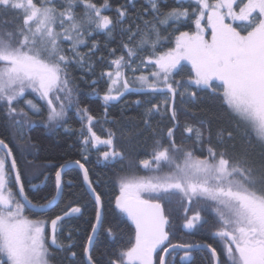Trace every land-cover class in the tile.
Returning <instances> with one entry per match:
<instances>
[{
	"label": "snow or ice",
	"instance_id": "1",
	"mask_svg": "<svg viewBox=\"0 0 264 264\" xmlns=\"http://www.w3.org/2000/svg\"><path fill=\"white\" fill-rule=\"evenodd\" d=\"M177 2L183 3V0ZM236 2L237 0H216L215 3H210V0H190L191 11L189 8L173 7L161 13L157 0H149L151 11L155 15L152 21L144 22L145 32L138 48L124 45L130 62L135 61L138 51L151 48V52L140 63L145 70L151 67L153 71L137 78L142 86L140 90L171 94L174 101L182 81L173 80L172 77L177 74L181 62L187 61L194 74L190 76L188 83L198 89L215 91L216 86L222 88L224 105L238 123L244 126L250 139L239 149L233 145L232 154L229 155L227 150L218 152L209 137L207 155L201 158L194 154L196 149L177 144L174 129L169 128L166 136H162L154 144L153 162L156 168L153 171L159 172L164 166L169 170L147 179L122 176L119 180L120 195L116 197V207L135 225V243L114 259H108L106 264H153V254L168 240L165 230L168 218L164 214L163 203L170 202L175 196L180 197L185 213L191 210L194 200L214 205L220 224L216 235L226 239V254L231 264H264V0H247L246 3L241 0L242 6L238 13L234 10ZM54 3L55 0H0V15H12V20L5 18L0 21V109L6 107V119L12 121V127L18 130L21 138L23 123L17 117L27 116V113L23 109L18 112L15 105L24 97L26 90L39 92L47 101L49 123L63 119L65 106L62 97L57 94L54 100L52 94L64 93L70 99L72 90L66 69L74 62L79 46L84 43L81 37L86 33L92 34L88 29L110 31L115 23L109 16L102 15V8L107 7V0L99 7L93 0H65L59 11L56 7L49 6ZM80 5L84 12L82 16H77L75 8ZM117 12L118 18L126 16L125 10L121 8ZM190 15L195 17L196 31L180 32L175 47L160 52L159 25H167L169 22L179 24ZM205 17L207 27L211 29L210 40L206 38L205 27L202 25ZM226 18L247 21L246 34L226 23ZM9 24L12 27L6 30L4 26ZM126 31L131 33L129 43L137 35H141L139 27L135 32L131 28ZM63 43H69L71 47L64 49L61 47ZM69 52L73 54L72 59L69 58ZM123 67H130V63L125 65V56L121 55L111 61L110 68L104 75L112 84H116L121 78ZM139 70V67L132 69L133 72ZM123 87L125 91L130 90L126 76ZM111 91L110 85L109 93ZM195 94L192 93L193 96ZM115 99L116 96L108 93L103 96L105 103ZM55 101H61L59 110ZM25 103L36 109L31 100ZM158 108V105H153L149 111ZM92 119L88 116L90 125ZM185 131L191 134L193 128L188 126ZM88 132L94 147L103 143L111 148V151L102 153L104 161L123 158V153L115 149L114 133L101 141L91 126ZM227 135L228 139H232L231 132ZM88 143L89 139L85 137L84 144ZM196 143L203 145V133H198ZM253 147L260 149L259 161L254 158ZM0 150H7L5 155H0V264H50L54 250L61 247L56 236L58 222L80 213L81 209L69 207L63 216L57 215L52 219L49 238L46 234V222L26 216L25 206L27 204L37 211H45L54 206L61 192L62 170L65 165H61L55 172L56 195L51 199L44 197L45 202L42 204H34L25 194L18 162L4 139H0ZM75 163L84 169L80 161ZM140 164L146 169L151 167L147 159L140 161ZM13 173L19 196L24 202L17 199V194L10 186ZM84 179L95 195L98 224L101 220V197L88 181L87 170H84ZM33 189L39 190V186L33 185ZM145 192L153 198L144 199L141 193ZM202 211L200 209L192 216H186L184 227L191 229L201 221ZM97 224L92 226L93 233ZM92 239L89 236L90 243ZM190 247H162L163 254H158L159 264H169L167 257L170 249L174 251ZM84 253L87 264H100L99 260L93 259L90 247L86 246ZM72 255L75 256V253ZM213 256H216L215 250ZM187 257L188 253L185 251L181 259Z\"/></svg>",
	"mask_w": 264,
	"mask_h": 264
},
{
	"label": "trees",
	"instance_id": "2",
	"mask_svg": "<svg viewBox=\"0 0 264 264\" xmlns=\"http://www.w3.org/2000/svg\"><path fill=\"white\" fill-rule=\"evenodd\" d=\"M93 2L98 7L105 4V0H93ZM157 2L161 13L173 7L189 8L191 11L190 0H183V3H178L177 0H157ZM64 3L65 0H55L54 5L49 6H54L59 11ZM241 4V0H237L235 8ZM118 8L125 10V17L118 18ZM75 12L77 16H82L83 6L76 7ZM102 15L109 16L115 22L111 30L88 29L87 31L92 34L86 33L81 37L84 43L79 46L74 62L66 69L72 92L70 99L66 96L62 97L65 106L64 118L55 123H48L47 103L33 101L38 110L33 112L27 108L30 111V119L23 122L21 130L23 138H21L18 130L12 127L10 119H6V111L3 108L0 109V138L4 139L12 149L18 162L25 194L34 204H42L45 202L44 197L51 199L55 195V172L61 165L70 161H80L86 167L91 185L100 195L102 203V221L90 253L93 259L100 261V264H106L108 259H114L121 251L127 250L135 243V226L116 207V197L120 193L119 180L122 176L147 179L162 175L169 170L164 166L159 172L153 171L156 168L153 162V150L155 142L166 136L167 130L173 127L174 122L170 113V94L129 93L114 104L105 103L101 99L106 93L110 95L121 93L124 90L125 76L130 86L142 87L137 78L141 74L147 75L153 71L151 67L145 70L140 63L151 52V48L147 51H138L135 61L130 62L124 45L128 44L130 48L137 49L145 32L144 22L152 21L155 14L151 11L149 0H107V7L102 8ZM5 18L12 20V15L8 14L7 17L0 15V21ZM194 19L195 17L190 15L179 24L169 22L167 25H159L161 40L159 51L165 52L173 48L180 32H194L196 28ZM203 23L206 24L207 20L204 19ZM233 25L241 33L246 34L247 21L233 22ZM11 27V24L4 26L6 30H10ZM137 27L141 35H137L129 43L131 33L126 30L131 28L135 32ZM94 45L95 50H93ZM61 47L68 49L71 45L63 43ZM68 55L70 59L73 58L71 52ZM121 55L125 56V65L130 63V67L121 68V78L116 84H112L104 73L109 70L111 61ZM137 67L140 70L133 72L132 69ZM112 70H115L114 66ZM192 75L191 66L182 63L177 74L172 77L173 80L182 81L173 104L177 124L174 129L175 141L188 149H196L194 154L202 158L207 155L206 149L211 137V144L218 152L227 150L231 155L233 145L239 149L242 144L248 143L250 137L244 126L238 123L224 105L222 88L216 86L215 91L198 89L188 83ZM110 85L111 93H109ZM193 92L196 93L195 96L192 95ZM58 103L60 104L61 101ZM153 105H158V110L149 111ZM88 116L93 118L91 125ZM32 120L34 122H31ZM89 126L101 141L108 139L114 133L115 149L123 153V158L104 161L102 153L111 151V148L103 143H98L94 147L91 134L88 132ZM188 126L193 128L191 134L185 131ZM228 132L232 133V139H228ZM198 133H203V145L196 143ZM85 137L89 139L87 145L84 144ZM202 148L204 151H201ZM0 152L4 155L2 151ZM253 155L259 161L258 147H253ZM145 159L150 161L151 167L148 169L140 164V161ZM62 180L61 198L51 210L37 214L25 208L24 214L33 218L44 217L49 224L51 219L63 214L69 207H80L79 214H73L58 222L56 236L61 248L54 250L50 262L51 264H86L84 248L95 222L97 206L87 192L81 172L77 168L71 167L64 171ZM33 185H38L39 190H34ZM10 186L17 194L12 178ZM17 199H19L18 194ZM163 208L168 218L169 236L166 244L183 241V235L174 237V234L170 233V224L174 226L173 228L180 225L179 216L182 214L185 217L183 223L186 216L190 217L196 211L203 209L201 221H198L192 229L194 232L207 216H212L210 218L212 222H218L213 211L207 212L208 209L214 210V205L203 200H194L191 204L192 211L187 213L183 211L179 213V210L184 209L180 204L179 196L172 197L170 202L165 201ZM46 234L48 235V226ZM73 253L75 256L72 255ZM208 259V256H200L190 264H208ZM154 264H158V254L154 257Z\"/></svg>",
	"mask_w": 264,
	"mask_h": 264
},
{
	"label": "flooded vegetation",
	"instance_id": "3",
	"mask_svg": "<svg viewBox=\"0 0 264 264\" xmlns=\"http://www.w3.org/2000/svg\"><path fill=\"white\" fill-rule=\"evenodd\" d=\"M205 203V202H202ZM195 204V203H193ZM185 212V209L179 210V213ZM192 210L188 211L191 212ZM214 212V210H207L208 213ZM215 213V212H214ZM212 217V216H211ZM210 216H207L203 219L202 224L197 228V231L194 232L192 229H187L184 227V216H179L181 224L178 225L176 228L177 230L173 232L176 228H173L170 224V233L174 234V237H180L183 235L182 242H170L168 244H164L162 247L169 246V245H195V244H205L210 246L215 250L219 258V264H231V261L228 259L226 254V245L227 241L225 238L216 235V232L220 228V224L216 221L215 223L210 220ZM168 227V226H167ZM167 232V230H166ZM168 233V232H167ZM169 236V233H168ZM162 247L157 250L156 253L153 254V264H154V257L157 254H162ZM185 251L188 253V257L186 259H181L185 255ZM200 256H208V264H214V260L212 254L207 249H193V250H178L175 249L174 251H170L168 254V261L169 264H190L197 260ZM159 264V260H158Z\"/></svg>",
	"mask_w": 264,
	"mask_h": 264
},
{
	"label": "water",
	"instance_id": "4",
	"mask_svg": "<svg viewBox=\"0 0 264 264\" xmlns=\"http://www.w3.org/2000/svg\"><path fill=\"white\" fill-rule=\"evenodd\" d=\"M142 87H135V86H130L129 85V89L130 90H128V91H125V89L121 92L122 93V95H121V93H118V94H113V96H116L117 97V99H115V100H112V101H109V102H107L108 104H114V103H117V102H119L123 97H125L127 94H129V93H135V94H139V93H150V92H148V91H146V90H140ZM103 96L104 95H102L101 96V99L103 100ZM170 96H171V94H170ZM174 100H175V98H174ZM104 101V100H103ZM105 102V101H104ZM173 104H174V101H173V98H172V96H171V102H170V113H171V115H172V117H173ZM173 122H174V125H173V129H175L176 128V121H175V119H173ZM1 139V138H0ZM4 154L6 153V151L7 150H1ZM76 161H70V162H67V163H65V164H63V165H65V167H64V169L62 170V175H63V172L64 171H66L67 169H69V168H71V167H74V168H77L80 172H81V175H82V179H83V182H84V185H85V188H86V190H87V192L89 193V195L91 196V198L94 200V202H95V204H96V200H95V195L92 193V191L89 189V187H88V182H86L85 181V179H84V170H87L86 169V167L84 166V169H81L80 167H79V165H77L76 163H75ZM10 163H11V161L9 160V162H8V166H9V168H10ZM82 164V163H81ZM88 172V171H87ZM12 179H13V182L15 183V174L13 173L12 174ZM88 181L90 182V179H89V175H88ZM91 183V182H90ZM16 186V185H15ZM62 188H63V180H62ZM62 188H61V192H60V195H59V197L57 198V201H56V203L54 204V206L58 203V201L60 200V198H61V195H62ZM93 188V187H92ZM16 192H17V194H18V196H19V193H18V187L16 186ZM96 193V192H95ZM97 194V193H96ZM55 195H56V192H55ZM19 199L21 200V202H24L23 200H22V198L19 196ZM54 206H52L50 209H48V210H45V211H37V210H34V209H31L30 208V206H28L27 204H26V206H25V208H27L28 210H30V211H32V212H34V213H37V214H44V213H47L49 210H51ZM96 206H97V204H96ZM100 211H101V220H100V222L97 224V220H96V218H95V222H94V224H97V229H96V231H95V233H93V227H92V230H91V233H90V235L89 236H92L93 237V239H92V241H91V243L89 242V238H88V240H87V243H86V246H88V247H90V252H91V249H92V246H93V244H94V242H95V240H96V238H97V235H98V232H99V229H100V225H101V221H102V203L100 204ZM64 214V213H63ZM63 214H61L60 216H63ZM125 214V213H124ZM165 214V213H164ZM125 216L126 217H128L126 214H125ZM71 217V216H70ZM55 218V217H54ZM53 218V219H54ZM67 218V217H66ZM52 220V219H51ZM51 220H50V222H49V224H48V236H49V238H50V236H51ZM132 222V221H131ZM133 223V222H132ZM134 225V224H133ZM135 226V225H134ZM167 226H168V223L165 225V230H167ZM57 228H58V225H57ZM51 243V241H50V239H49V244ZM85 246V247H86ZM163 246V245H162ZM162 246H159L158 248H157V250H159ZM191 247L190 248H187L188 250H193V249H207L211 254H212V257H213V260H214V264H219V258H218V255H217V253H216V256L214 257L213 256V248H211L210 246H208V245H205V244H195V245H190ZM61 247H59V248H56V249H60ZM178 250H185V249H183V248H177ZM170 251H171V249H170ZM163 254V253H162ZM84 257H85V261H86V264H87V257L85 256V253H84Z\"/></svg>",
	"mask_w": 264,
	"mask_h": 264
},
{
	"label": "rangeland",
	"instance_id": "5",
	"mask_svg": "<svg viewBox=\"0 0 264 264\" xmlns=\"http://www.w3.org/2000/svg\"><path fill=\"white\" fill-rule=\"evenodd\" d=\"M216 2V0H213V1H210V3H215ZM245 3L247 2V0H245L244 1ZM242 6V4L238 7V8H235V5H234V10L238 13L239 12V8ZM225 12L227 11L226 9L224 10ZM204 19H206L207 20V18L205 17ZM237 21H240V20H233V19H231V18H226V23H229V24H231L233 27H234V25H233V22H237ZM208 23V22H207ZM207 23L206 24H204L203 23V21H202V25L205 27V36H206V38L207 39H211V29L210 28H208L207 27ZM237 29V28H236ZM238 30V29H237ZM196 31V28H195V30H194V32ZM239 31V30H238ZM243 34V33H242ZM175 47V46H174ZM173 47V48H174ZM182 63H187V64H189L187 61H182L181 62V64ZM190 65V64H189ZM191 66V65H190ZM194 75V74H193ZM111 93V92H110ZM57 94H59V95H61V97H64V96H66L64 93H56V92H54L53 94H52V98L55 100V96L57 95ZM27 100H31L32 102L33 101H35V102H42V103H47V101L46 100H44L42 97H41V95H40V93L39 92H33L31 89H28V90H26V94L24 95V97H22V98H20V100H19V102L18 103H16V108H17V110H18V112L21 110V109H23L24 110V112H26L27 113V116H18L17 118L18 119H20L21 121H22V123L23 122H27L29 119H30V111H33V112H36L37 110H38V108L36 107V109H32L28 104H26L25 103V101H27ZM56 102V107H57V110H59V107H60V104L58 103V101H55ZM24 105V106H23ZM36 105V104H35ZM27 108L30 110V111H28L27 110ZM5 109V111L7 112V109H6V107L4 108ZM49 110H48V108H47V112H48ZM11 121V120H10ZM31 122H34L33 120L31 121ZM47 122L49 123V121H48V113H47ZM55 123V122H54ZM11 124H12V121H11ZM0 155H3L1 152H0ZM5 155V154H4ZM119 195H120V193H119ZM141 195H142V197L144 198V199H151V196H150V194L149 193H141ZM211 203V202H210ZM81 209V208H80ZM79 214V213H78ZM26 216H28V215H26ZM30 219H34V220H42V221H45L46 222V230H47V226H48V220L46 219V218H44V217H39V218H33V217H30V216H28ZM6 259V258H5ZM50 264H51V262H50Z\"/></svg>",
	"mask_w": 264,
	"mask_h": 264
}]
</instances>
